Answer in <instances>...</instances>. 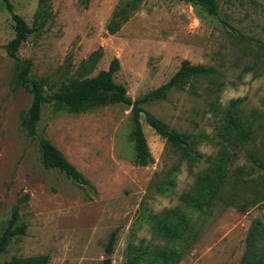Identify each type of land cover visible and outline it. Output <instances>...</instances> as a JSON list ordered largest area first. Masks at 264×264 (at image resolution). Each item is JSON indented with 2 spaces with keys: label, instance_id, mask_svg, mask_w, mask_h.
Returning <instances> with one entry per match:
<instances>
[{
  "label": "rangeland",
  "instance_id": "1",
  "mask_svg": "<svg viewBox=\"0 0 264 264\" xmlns=\"http://www.w3.org/2000/svg\"><path fill=\"white\" fill-rule=\"evenodd\" d=\"M39 1L11 3L35 29L18 57L32 61L31 78H47V96L72 80L96 76L115 58L120 70L114 81L132 99L167 83L185 60L219 75L192 79L184 90L143 105L190 142L189 148L173 145L142 114L153 157L147 167L134 163L132 112L122 103L82 114L45 104L38 137L31 138L22 116L32 95L16 85L23 65L7 56L5 47L16 33L0 0V236L15 206L16 226L26 232L8 243L0 264L41 256H48V264H103L115 230L111 264H132L142 246L150 251L166 246L145 218L175 209L187 213L193 230L169 244L182 251L179 264H240L252 230L264 234V0H218L216 17L190 0H137L114 35L107 30L114 12L132 0H49L42 12L49 19L37 30ZM94 52L101 57L89 73ZM236 101L252 129L251 139L238 144L222 137V115L212 110ZM39 138L53 143L91 185L79 186L58 169L44 168ZM222 155V199L204 212H191L185 196Z\"/></svg>",
  "mask_w": 264,
  "mask_h": 264
},
{
  "label": "trees",
  "instance_id": "2",
  "mask_svg": "<svg viewBox=\"0 0 264 264\" xmlns=\"http://www.w3.org/2000/svg\"><path fill=\"white\" fill-rule=\"evenodd\" d=\"M49 0H40L36 19L40 20L37 30L44 28L49 19V13L44 12L46 3ZM136 1L126 2L118 8L109 22L108 34L114 35L119 32L124 23L130 17V13L136 8ZM193 4L200 6L211 16H218V0H190ZM5 7L14 22L15 37L6 45L7 56L23 65L20 70L16 85L23 87L32 95L30 107L22 116V126L31 138H37V126L41 119L43 105L53 104L57 108L65 110L69 114H82L90 109L108 105L110 103H122L131 107L132 112V131L131 140L135 147L136 166L147 167L153 162V157L148 147V143L143 131L141 115L145 114L148 125L157 134L165 138L168 142L179 148H189L188 138L174 130L166 124L156 119L151 113L144 110L143 105L155 101L167 99L168 95L174 90H184L187 83L192 79L211 77L219 75V72L212 68L202 65H192L189 61L182 62L180 69L162 86L146 93L140 99H132L128 96L127 89L114 81V75L120 70V62L117 58L113 59L108 69L101 70L96 76L81 80H72L65 84L62 89L50 96L45 94V86L48 84L47 78L34 79L30 73L32 61H21L18 52L27 41V38L35 29L30 28L25 20L14 11L11 0H3ZM101 57L100 52H94L90 60L92 62L88 72L91 73L95 63ZM240 101L232 102L227 109H222L220 105L212 106L216 115H222L223 134L222 137L231 142H247L251 139V127L249 123L239 116ZM41 149V160L44 168L58 169L66 177L79 186H90V182L85 176L65 157V155L49 140L39 138ZM189 154L187 153V156ZM226 156H220L211 168L198 181L197 188L184 198L185 207L191 212H204L206 208L221 200L219 193L223 188L226 178ZM264 172V166H261ZM161 195L166 194V190L158 189ZM186 212L179 210H169L158 216L148 215L145 221L152 226L154 233L165 240L166 246L156 251H150V247H141L142 253H136L132 264H137L141 260L147 261L149 256L154 258L149 264H179L182 260V251L175 249L169 244L179 241L187 234H192L191 222L186 216ZM19 219V207L15 206L12 211L11 219L6 230L0 236V255L5 252L8 243L18 236L26 234L24 226H16ZM117 240V230L110 234L109 242L106 247L108 257L103 264H111L110 255L113 254ZM48 256L37 258H25L14 260L9 264H48ZM240 264H264V234L255 229L252 230L247 239V250Z\"/></svg>",
  "mask_w": 264,
  "mask_h": 264
}]
</instances>
